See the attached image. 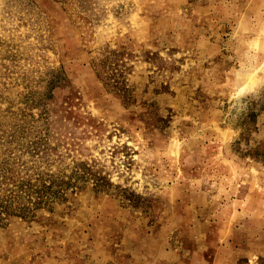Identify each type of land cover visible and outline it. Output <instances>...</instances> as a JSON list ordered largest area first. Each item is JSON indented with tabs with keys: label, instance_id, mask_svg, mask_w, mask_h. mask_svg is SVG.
<instances>
[{
	"label": "rangeland",
	"instance_id": "rangeland-1",
	"mask_svg": "<svg viewBox=\"0 0 264 264\" xmlns=\"http://www.w3.org/2000/svg\"><path fill=\"white\" fill-rule=\"evenodd\" d=\"M263 72L264 0H0V264H264Z\"/></svg>",
	"mask_w": 264,
	"mask_h": 264
},
{
	"label": "trees",
	"instance_id": "trees-1",
	"mask_svg": "<svg viewBox=\"0 0 264 264\" xmlns=\"http://www.w3.org/2000/svg\"><path fill=\"white\" fill-rule=\"evenodd\" d=\"M0 182L2 183H9L7 182V178L4 177V179H2ZM50 185L47 187H43V188H38V192H39V196H42L44 193H46L47 191H49L50 189ZM58 191L60 190H51V195H57V193H59ZM12 197L15 198L16 194L14 193V191L12 190ZM43 201V198H38L37 202L35 203L36 205H39L41 202ZM14 201H12L11 197H7L4 201L0 202V216L1 214H24L26 211V206L24 204H18L16 202V206H14L13 208H11L12 204Z\"/></svg>",
	"mask_w": 264,
	"mask_h": 264
},
{
	"label": "bare ground",
	"instance_id": "bare-ground-1",
	"mask_svg": "<svg viewBox=\"0 0 264 264\" xmlns=\"http://www.w3.org/2000/svg\"><path fill=\"white\" fill-rule=\"evenodd\" d=\"M260 62V61H259ZM253 63V62H252ZM263 75H264V72H263Z\"/></svg>",
	"mask_w": 264,
	"mask_h": 264
}]
</instances>
